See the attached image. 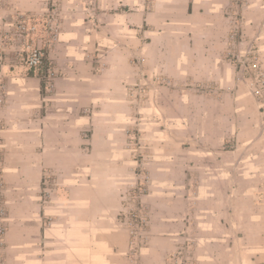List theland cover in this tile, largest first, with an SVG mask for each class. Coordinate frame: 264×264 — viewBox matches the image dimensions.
Segmentation results:
<instances>
[{
  "label": "crops",
  "instance_id": "0c3cea01",
  "mask_svg": "<svg viewBox=\"0 0 264 264\" xmlns=\"http://www.w3.org/2000/svg\"><path fill=\"white\" fill-rule=\"evenodd\" d=\"M55 1L0 0L4 264H186V238L196 264H264V130L247 87L230 92L225 57L232 9L264 63V0ZM58 7L47 77L10 25L25 14L44 38ZM141 52L144 74L165 84L137 108L128 92ZM136 123L152 157L151 222L132 238L119 214Z\"/></svg>",
  "mask_w": 264,
  "mask_h": 264
},
{
  "label": "rangeland",
  "instance_id": "374dc122",
  "mask_svg": "<svg viewBox=\"0 0 264 264\" xmlns=\"http://www.w3.org/2000/svg\"><path fill=\"white\" fill-rule=\"evenodd\" d=\"M236 1L239 2V0H236ZM53 2H56V1L51 0V3ZM53 7L55 8L57 7V5H54ZM58 8L60 9V7ZM61 9H62V6H61ZM61 9H60V12H52V13L47 12L45 14V17H44L45 35H44L43 40L45 38H49L51 33H56V30L59 28L57 25L58 24L60 25L61 16L63 15V13H61ZM236 12L237 11L234 12L232 9H230V12H229L230 29H229V33L227 34L228 48H227V52L225 56L228 63L232 64L235 70L234 72L235 74L232 80L234 87H229V90L231 93H235L238 87L241 85H244L248 89V82L246 79L238 80V76L240 72H239V69L237 68L236 62L232 59L234 55H237L240 58H244L243 53L246 50L254 51V54L258 57V60H259V68L260 70L264 72V63L262 60L261 52L257 44L254 43L253 39L246 36L244 32V24H245L244 22L246 20L245 19L246 15L242 11H240L239 13L238 12L236 13ZM50 20H53L54 23H52ZM17 43H18L17 46H21L23 41L20 39H17ZM18 50L22 52V50L20 49ZM141 53L139 55H132L131 57V61H134V64L137 68V74H136V82L129 88V92H128L132 105L137 108H142V106L144 105L145 98L149 91L148 89L149 86H153L156 84H165V81L163 78L155 77L154 79L153 78L150 79L144 74L147 57L144 53L142 54ZM212 88H213L212 84L205 85V88L201 91V93L209 94L211 91L210 89ZM252 95L254 96V94ZM254 97L256 99V102L258 103L257 97L256 96ZM129 128H130V131H132V133L130 131L128 132L133 134V136L128 135V140L126 143V150L130 152V157L135 162L132 165L135 179L121 193L122 204H121V210H120L119 215H120L121 224L129 232L131 237L137 238L138 236L142 235L146 231L147 227L149 226V222H151L150 211L148 208V203L145 198L149 194V190H150L151 175L148 171L150 168V162H151L150 160H152V157L150 155H147V148L149 146V143L147 144L145 142L143 130L139 127L137 123L132 124ZM261 128L264 129L262 126ZM133 131L135 133H133ZM135 134L136 136H134ZM133 190H136L137 192H139V195H140L139 199L141 201L133 198L130 195V192ZM138 204L141 205L140 208ZM133 210L141 212V214L147 218V223L142 228L138 229V232L135 235V237H133V235L131 234V230L128 227V224L126 223V219H128L129 212ZM194 240H195L194 238H188V239L186 238L185 242H180L178 244L179 249L182 252H186L187 254L186 264H196L197 262V256L194 252V245H195Z\"/></svg>",
  "mask_w": 264,
  "mask_h": 264
},
{
  "label": "built area",
  "instance_id": "2783aa9c",
  "mask_svg": "<svg viewBox=\"0 0 264 264\" xmlns=\"http://www.w3.org/2000/svg\"><path fill=\"white\" fill-rule=\"evenodd\" d=\"M32 17H28L25 14L17 15L14 20L11 22V28L14 32L13 36L15 39H20L23 41L22 45L24 49L22 52H28L26 62L29 66L37 68L44 67L47 70V77H52L54 71L52 70L51 63L47 54V47L49 45L44 44L43 38H33L37 34L38 25L35 22H32ZM55 33H51V37H54ZM20 52V51H18ZM22 52H20L22 54ZM244 58H240L237 55H234L232 59L236 62L237 68L239 69L238 80L246 79L248 82V89L250 93L258 99L259 111L261 114V126L264 128V72L259 68L258 57L254 54L252 50H246L244 53ZM237 57V58H236ZM264 130V129H263ZM3 171L0 166V264H4L3 256L1 253V248L4 245V236L6 233V218H7V209L5 206L4 199L2 197L3 192ZM49 180L46 181L47 189L45 192V198H49ZM130 195L139 199V192L133 190L130 192ZM139 208L141 207L140 204ZM126 223L131 230L133 237L138 232V229L142 228L147 223V218L141 214V212L133 210L129 212L128 219Z\"/></svg>",
  "mask_w": 264,
  "mask_h": 264
}]
</instances>
